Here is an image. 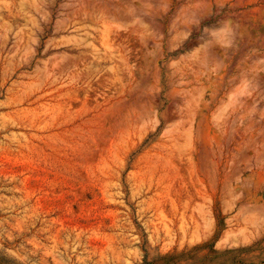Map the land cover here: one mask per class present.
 <instances>
[{"label": "rangeland", "instance_id": "374dc122", "mask_svg": "<svg viewBox=\"0 0 264 264\" xmlns=\"http://www.w3.org/2000/svg\"><path fill=\"white\" fill-rule=\"evenodd\" d=\"M174 253L264 264V0H0V264Z\"/></svg>", "mask_w": 264, "mask_h": 264}, {"label": "trees", "instance_id": "16d2710c", "mask_svg": "<svg viewBox=\"0 0 264 264\" xmlns=\"http://www.w3.org/2000/svg\"><path fill=\"white\" fill-rule=\"evenodd\" d=\"M195 249L200 250L201 247H195ZM193 258L194 256H192L191 253H181V254L174 253V254L161 256L156 260H146L145 264H202V262H198V263L186 262L187 259H193Z\"/></svg>", "mask_w": 264, "mask_h": 264}]
</instances>
